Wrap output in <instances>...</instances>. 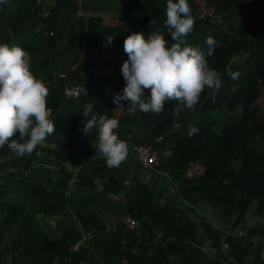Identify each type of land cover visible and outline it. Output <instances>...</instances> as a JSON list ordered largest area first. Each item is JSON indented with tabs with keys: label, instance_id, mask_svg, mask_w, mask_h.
Masks as SVG:
<instances>
[{
	"label": "trees",
	"instance_id": "obj_1",
	"mask_svg": "<svg viewBox=\"0 0 264 264\" xmlns=\"http://www.w3.org/2000/svg\"><path fill=\"white\" fill-rule=\"evenodd\" d=\"M188 3L195 24L187 40L205 50L208 36L218 42L207 59L223 84L219 92L206 87L194 109L179 115L176 101L160 114L112 103L125 86L128 35L148 38L159 30L174 43L165 27L167 0L0 4V44L31 55L55 126L30 155L0 148V264H264V108L257 102L264 94V0ZM112 4L130 12L114 25L95 13ZM200 5L208 12L200 13ZM66 58L72 60L61 64ZM229 72L241 75L233 80ZM73 83L86 87L83 96L65 97ZM85 104L118 119L119 138L159 150L153 170L168 175L193 216L146 181L129 179L123 163L106 165L95 150L96 129L80 131ZM189 125L199 129L191 138ZM41 153L60 166L48 183L27 173ZM107 213L131 216L138 226L122 219L110 230Z\"/></svg>",
	"mask_w": 264,
	"mask_h": 264
},
{
	"label": "clouds",
	"instance_id": "obj_2",
	"mask_svg": "<svg viewBox=\"0 0 264 264\" xmlns=\"http://www.w3.org/2000/svg\"><path fill=\"white\" fill-rule=\"evenodd\" d=\"M5 2L0 0V4ZM194 24L188 0H167L165 27L174 43L169 45L159 30L148 38L142 32L126 37L123 47L128 59L121 67L125 87L112 99L116 109L123 110L125 105L121 102L126 101L132 109L160 114L166 102L176 101L174 114L179 115L185 109H194L206 87L219 92L222 74L212 69L207 59L219 44L212 36L205 40L206 50L189 44L187 37ZM112 41V37L107 39L108 44ZM31 60L23 48L0 44V148L7 145L19 157L30 155L55 132L54 123L49 119L52 113L47 104L49 90L44 80L37 79L30 70ZM228 75L237 80L241 73ZM146 89L150 90L147 96ZM82 117L84 127L80 131L87 136L96 129V152L108 167H119L129 150L115 131L119 120L98 115L92 104L84 105ZM198 132L197 127L189 125V138Z\"/></svg>",
	"mask_w": 264,
	"mask_h": 264
},
{
	"label": "rangeland",
	"instance_id": "obj_3",
	"mask_svg": "<svg viewBox=\"0 0 264 264\" xmlns=\"http://www.w3.org/2000/svg\"><path fill=\"white\" fill-rule=\"evenodd\" d=\"M41 1L45 2V1H51V0H41ZM199 11L200 13L205 14L208 12V9L200 5ZM95 13L104 16L105 23L112 24V25L118 23V20L120 18L125 19L126 16L130 14V12L124 9L122 5H113V4L110 7L104 8L102 11L95 12ZM86 14H88V12ZM248 34H252V33L248 32ZM96 47H97V44L94 43L93 48H96ZM70 60H72V58H66L63 62H61V64H64ZM103 71L106 72V69H104ZM124 87L120 88L119 90L120 93L122 92V89ZM257 102L264 108V94H262L259 97ZM209 115L210 117H213V116L215 117L216 113L212 112V113H209ZM216 148L217 146L215 145L212 148V151H215ZM122 163L125 166L126 175L128 176L129 179H134V180L139 179V180L146 181L148 184L152 186V188L155 191L161 192L166 198H169L173 202L180 204L181 206H183L186 212L192 215L193 212L189 210V208H191L190 204L186 203L185 201H182L181 198H179V195L175 187L173 186V184L170 182L167 174L162 173V172H157L154 170H150V171L141 170L140 167L135 162L132 154L130 155L128 154L127 158ZM59 172H60V166L56 164L55 162H52L51 160H49L46 156L42 155L41 153L32 162L31 167L27 173L41 179V181H43L44 183H48V180L56 178ZM197 213H198L197 217H199L200 213L199 212ZM102 216L110 230L114 227L113 226L114 221H122L123 219V217L121 216L116 217L111 213L103 214ZM227 216H228V219H232V217L229 216V214H227L226 217ZM249 222H253V221H248V223ZM237 232H240V231H237ZM83 233H85V227H81V235ZM85 246L87 247L86 243H84L83 247Z\"/></svg>",
	"mask_w": 264,
	"mask_h": 264
},
{
	"label": "built area",
	"instance_id": "obj_4",
	"mask_svg": "<svg viewBox=\"0 0 264 264\" xmlns=\"http://www.w3.org/2000/svg\"><path fill=\"white\" fill-rule=\"evenodd\" d=\"M85 92L86 87L79 83L66 85L63 89V93L67 98L83 96ZM120 139L124 140L122 138ZM124 141L128 144V154H132L135 162L141 170L150 171L154 169L159 158V150L155 148L153 144L131 143L126 140ZM123 221L129 228H136L138 226L137 220L131 216L124 217Z\"/></svg>",
	"mask_w": 264,
	"mask_h": 264
}]
</instances>
